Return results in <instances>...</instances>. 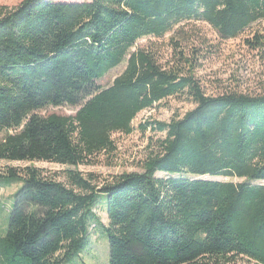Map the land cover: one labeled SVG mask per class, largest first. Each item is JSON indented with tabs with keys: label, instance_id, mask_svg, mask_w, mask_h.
I'll return each mask as SVG.
<instances>
[{
	"label": "trees",
	"instance_id": "1",
	"mask_svg": "<svg viewBox=\"0 0 264 264\" xmlns=\"http://www.w3.org/2000/svg\"><path fill=\"white\" fill-rule=\"evenodd\" d=\"M189 23L238 39L264 23V0L0 6V160L68 168L64 181L33 166L0 168V183L20 185L0 264H70L93 229L107 239L109 264H264V86L259 94L206 95L196 74L205 55L181 48L182 37L171 38L170 59L133 51ZM245 44L264 64V33L252 31ZM124 62L111 86L97 84ZM170 98L194 108L139 125L164 135L141 172L102 179L78 171L113 157V135L133 134L141 113ZM62 106L79 110L39 114ZM102 199L107 225L96 212Z\"/></svg>",
	"mask_w": 264,
	"mask_h": 264
},
{
	"label": "rangeland",
	"instance_id": "2",
	"mask_svg": "<svg viewBox=\"0 0 264 264\" xmlns=\"http://www.w3.org/2000/svg\"><path fill=\"white\" fill-rule=\"evenodd\" d=\"M23 0H0V6L14 7ZM54 2H86L88 0H53ZM252 31L264 33V23H258L248 30L238 39L224 40L220 38L210 26L204 23H189L176 28L174 33L167 35L163 39H143L140 40L133 51L137 49H151L159 53V57L170 59L174 56L172 52L171 38L176 36V41L182 37L181 48L191 51L192 47L200 49L205 55L201 61L200 68L196 74L202 82L203 90L208 96H218L226 92H238L243 94H259L264 86V64L258 58L256 53H252L246 46L245 41ZM187 33V34H186ZM186 34V36H184ZM185 39V40H183ZM207 41L206 45L201 44V40ZM189 40L190 42H188ZM180 43V42H179ZM202 46V49L200 48ZM126 68L124 62L118 68L112 70L97 84L101 88H108L112 85L114 79L118 77ZM194 106L191 103L181 99L170 98L157 108L144 111L133 123L134 132L131 135L115 134L113 140L117 146V152L113 157L103 156L100 163L96 166H82L78 171L83 175L95 174L97 177L107 179L110 176L141 172L142 161L148 154L158 147V142L164 139V135L147 131L141 132L138 127L151 121L169 123L173 119L183 117L191 111ZM79 108L69 106L50 107L39 114L49 116L52 114L59 116H75ZM6 133L0 136V141L4 139ZM33 166L40 169L48 176H57L63 180V173L68 168L60 165H54L44 162L22 163L6 162L0 160V168L7 167L23 169ZM158 176H162L159 174ZM205 179H209L205 177ZM219 181H228V179H217ZM20 188L19 184L6 186L0 183V237L7 226V220L12 210L13 195ZM96 212L102 223L107 225V214L104 200L100 201ZM70 264H109V247L104 234L93 229L90 231V245L86 252ZM240 264H244L241 262Z\"/></svg>",
	"mask_w": 264,
	"mask_h": 264
}]
</instances>
